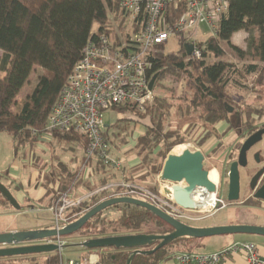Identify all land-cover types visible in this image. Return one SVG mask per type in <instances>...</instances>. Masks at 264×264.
Wrapping results in <instances>:
<instances>
[{"label": "trees", "instance_id": "obj_1", "mask_svg": "<svg viewBox=\"0 0 264 264\" xmlns=\"http://www.w3.org/2000/svg\"><path fill=\"white\" fill-rule=\"evenodd\" d=\"M119 1L0 0V130L11 134L15 153L26 145L34 148L44 134L47 116L58 93L81 58L88 39L92 36L95 38L92 35L94 26L98 34L118 38L113 22L121 14ZM182 12L183 8L169 6L168 20L174 22ZM241 30L247 33L245 50L230 41L233 34ZM189 34L179 35L181 48L178 52L165 53L161 45L151 57L150 73H158L152 92L161 80L167 79L174 84L168 90L170 95L153 94L152 103L143 114L117 119L111 126L102 128L110 153L111 146L120 151L122 146L127 145L132 127L142 122L143 132L134 138L133 145L123 151L136 157L138 163L128 170L122 165L117 171L119 173H115L116 169L104 165L98 158L83 156L82 166L91 164L95 159L94 172L101 171L111 177L86 184L88 192L97 191L70 211L76 214L73 220L112 196L109 193L111 190L101 189L110 180H125L148 188L146 178L158 174L169 150L176 144L185 143L188 138L180 131L165 127L174 101H180L176 107L183 121L195 119V126L205 131L198 140L199 145H203L216 132V123L227 122L229 130L230 117L228 106L225 105L229 102L226 82L228 72L235 67L222 59L209 63L206 61L209 55L219 58L225 54L222 43H227L235 50L240 59L250 60L244 66V72L256 74L257 83L264 82V0H229L227 11L220 16L214 35L204 42H197L201 52L199 59L182 56L184 43L191 40ZM35 69L38 72H35L33 87L22 100L17 101V95ZM185 78L189 92L180 97L176 95L175 87L180 79ZM115 107L119 112L124 108L113 106L112 109ZM109 127L112 128L110 131ZM49 137V144L62 141L79 144L83 149L87 145L85 136L72 131H53ZM156 158L161 161L157 162ZM57 166L66 173L69 183L61 186L60 192L71 190L81 178L80 171L69 172L62 162H58ZM0 201L10 205L1 194ZM171 231L170 225L148 209L131 203H117L95 214L72 235L84 240L123 234H167ZM202 239L176 238L152 254L134 255L130 264H158L170 258L174 251H195L200 246V243L195 242ZM156 243L158 241L145 248L150 249ZM99 250L100 264H125L131 252V249L115 247ZM56 259L57 256L53 255L47 262L51 264Z\"/></svg>", "mask_w": 264, "mask_h": 264}, {"label": "built area", "instance_id": "obj_2", "mask_svg": "<svg viewBox=\"0 0 264 264\" xmlns=\"http://www.w3.org/2000/svg\"><path fill=\"white\" fill-rule=\"evenodd\" d=\"M228 3L229 0H120L122 16H127L128 20L126 31L117 30L118 38L98 34L96 29L92 31L95 38L92 36L88 39L81 58L58 93L42 136L49 137L53 131H72L83 135L87 140L84 150L86 158H98L104 165L119 170L122 160L110 155L101 132L105 126V110L119 105L144 110L153 100L148 82L152 76L151 57L158 46L164 45L171 35L179 39L180 34H188L199 24L215 29L220 16L227 11ZM169 6L183 8L174 22L168 20ZM122 26H125L124 23ZM135 27L137 30H134ZM186 43L193 45L186 57L199 59L201 52L197 41L191 39ZM110 187L115 188L110 197L131 196L148 201L187 224L202 220L228 204L226 198L218 193V187L214 192L196 187L192 195L196 206L192 209L180 207L162 191L156 192L129 181L121 180L101 189ZM93 193L73 196L68 191L60 192L49 206L51 228L59 230L73 221L76 214L70 211ZM41 242L57 244L59 258L52 264H88L81 260L62 259L65 246L63 237L45 238ZM233 254L241 255L247 264H264L256 243L248 240L235 241L210 253L183 251L176 258L180 264H223Z\"/></svg>", "mask_w": 264, "mask_h": 264}, {"label": "rangeland", "instance_id": "obj_3", "mask_svg": "<svg viewBox=\"0 0 264 264\" xmlns=\"http://www.w3.org/2000/svg\"><path fill=\"white\" fill-rule=\"evenodd\" d=\"M127 16H122V13L118 15V17L113 22V25L116 30H120L121 28L126 31L128 20ZM113 20V19H112ZM124 23V27L122 24ZM127 24V25H126ZM96 26H94L93 31ZM215 29L208 27L205 24L197 25L193 31H190L189 37L191 39H195L198 43L206 41L210 36L214 35ZM246 39L247 33L243 30L238 31L233 34L231 37V43L242 50L246 49ZM222 47L225 50V54L222 57L216 58L213 55H209L206 58V61L213 62L219 59L232 63L235 67L231 72L227 74V82H226V92L229 97V102H226L228 106H232L233 110L229 112L230 117V128L229 130L222 135L220 132H213V134L204 142L203 145L198 144V140L205 134V131L197 126H195V119L183 121L179 113L177 111L176 105L180 103V101H174V106L171 108L170 116L168 117L167 122L165 123L166 129H175L180 131V134H186L187 141L185 143L174 145L168 152L172 153V150H176L177 147H181V145H185V148H189L191 150L200 149L204 150L205 158L203 161V167L207 170H213L217 176V186L218 193L221 196L226 197L227 193V173L229 170V165L233 160H236L237 153L239 147L245 140L246 136L250 132H252L258 125L264 123V82L257 83L256 82V74H246L244 72V66L248 64L250 60H242L238 57L235 50H233L227 43H222ZM180 40L178 36L171 35L169 36L167 42L163 45V51L165 53H175L180 50ZM2 51L0 50V55ZM237 69V70H236ZM35 72L32 71L30 74V82L24 87V90L21 92L19 96V100L26 95L27 92L31 90L33 87V83L35 82ZM171 80V79H170ZM173 83H170L169 80L164 79L161 80L160 83L156 86L153 91V94L157 95H170L168 94V90L173 87ZM176 95L182 97L185 93L189 92L188 86L186 84V78L180 79L176 85ZM151 103L147 106H150ZM119 107H124L121 111H117L118 108H109L104 112V125L111 126L114 124L117 119L125 118V117H138L140 114H143L146 110H139L131 105H119ZM128 108V109H127ZM13 109V108H12ZM144 123L147 121H143ZM194 125V127H193ZM136 127H132V131L129 136V142L127 145L121 147L120 151H116L114 147H110V155L114 158H118L120 160L130 157V154H124L123 151L128 149L131 145L134 144V138L138 135V131H143L142 122H139ZM198 128V129H197ZM112 128L109 127V131ZM46 136V135H45ZM46 138H49L46 136ZM25 148L21 147L20 151H23ZM256 148L254 147L248 153L249 160L248 164L245 168H240V199L237 202H228L227 206L216 210L212 215L199 220L190 222L193 226H207L213 223L216 224H241V225H261L264 226V201H257L253 198H248L250 194L247 181L250 176V172L248 171V167L252 168L254 166V162L252 160V152ZM85 150V149H84ZM78 146L73 144H68L62 141L53 143H38L36 149L32 153L33 156H30L33 161L34 157H37L41 162L47 164V166H52L55 163V160L61 159L63 161L68 162L71 166L75 167L81 163V157L85 152ZM119 152V153H118ZM21 152H18L17 160L20 161L19 156ZM13 148H12V136L9 132L0 130V167H7V163L13 159ZM72 158L73 160H69ZM153 159H155L153 157ZM157 162L161 161L160 158H156ZM138 160V159H137ZM123 161V160H122ZM164 162V161H163ZM163 164V163H162ZM23 164L19 162V167L21 172L25 169L29 172V167L26 166L21 169ZM89 165L83 166V173H87V169ZM115 170V169H114ZM90 171V170H89ZM88 171V174H89ZM118 170H115V173ZM154 175V174H151ZM149 175V176H151ZM159 175V173L157 174ZM151 179L149 180L148 189L153 191H158L155 188V185L152 184ZM0 181L3 184H7L3 175L0 173ZM146 183L148 181L146 180ZM184 183V182H183ZM52 202H50L51 204ZM50 206V205H49ZM26 208V209H25ZM49 209V208H48ZM27 207L25 205L22 206L19 216H15L8 214L1 216L0 215V229H5L6 227L12 226H32V225H44L47 228H51L52 224V216L50 211L41 208L37 211H26ZM24 211V212H23ZM216 237H260V235L255 234H226V235H218L203 238L202 240H197L195 243H200L205 239H210V241L204 245H200L199 248H196L194 252H208L212 249L217 248V246L222 241L220 238ZM66 245L62 251V258L67 259L66 257H78L85 250L84 247H80L77 245L78 237L76 235H68L63 237ZM35 257H40L36 264H45L44 260H40L42 257L47 255V252L35 253L33 254ZM6 258H0V262ZM76 260V259H74ZM23 264L27 263L26 259L22 260ZM2 263V262H1ZM18 263V262H17Z\"/></svg>", "mask_w": 264, "mask_h": 264}, {"label": "water", "instance_id": "obj_4", "mask_svg": "<svg viewBox=\"0 0 264 264\" xmlns=\"http://www.w3.org/2000/svg\"><path fill=\"white\" fill-rule=\"evenodd\" d=\"M193 45L184 43L182 56L186 57L191 53ZM158 73H154L148 82V88L153 89ZM228 106L227 104H225ZM228 112L233 110L228 106ZM264 133V128L250 134L241 144L237 159L229 165L227 173L228 187L226 200L237 202L240 199V172L239 167L247 164V151L259 141ZM264 142V141H263ZM205 155L202 150H191L185 148L180 155L169 153L162 164L158 179L162 185L163 194L172 202L182 208L192 209L196 206L193 200V191L196 187H204L209 192L217 190V184L208 177V170L203 167ZM264 172L260 169L250 180L249 189L253 191V197L264 201V181L256 187L258 177ZM184 182V183H183ZM0 194L15 209L20 210V204L11 191L0 181ZM117 203H131L139 205L151 211L158 218L166 222L173 229L167 234H123L103 237H94L82 240L79 245L86 249H100L104 247H115L131 249L125 264H130L136 254L149 255L157 249L171 243L179 237L206 238L211 236L226 234H255L264 236V226L261 225H241V224H217L211 226H193L179 221L164 212L156 205L131 196L108 197L96 205L92 206L77 219L66 224L63 228H39L0 232V258L29 255L41 252H53L58 249L55 243H42L45 238L65 237L77 232L95 214L101 210ZM154 247L147 249L148 245Z\"/></svg>", "mask_w": 264, "mask_h": 264}, {"label": "crops", "instance_id": "obj_5", "mask_svg": "<svg viewBox=\"0 0 264 264\" xmlns=\"http://www.w3.org/2000/svg\"><path fill=\"white\" fill-rule=\"evenodd\" d=\"M34 72L37 73L38 70L35 69ZM36 73H35V76H36ZM28 82H30V77L28 79ZM27 83L20 90L19 94L16 97V100H19V96H20L21 92L24 90V87L27 85ZM33 85H34V83H33ZM227 126H228L227 122L220 121V122L215 124V130H216V132H220L222 135H224V133L227 132ZM142 132L138 131V135L141 134ZM50 140H51L50 137L46 138V136H42V137H40L39 141L35 144L34 148H29L26 145L24 147L25 149L23 151H20V149H19L18 152H21V155L19 156V159H20L19 162H21V164H23L22 165L23 167H21V169L26 167V166H28L30 169L29 172H27L25 169H23V171L21 172L20 167H19V162L17 160L18 152L15 153V151H14L13 139H12V148H13V155H14L13 159L7 163V167H0V173L3 175V177L7 183L4 185L8 186L11 193L14 195V197L16 198L18 203L20 204L21 208L23 205H25L27 207L26 211H37V210H40L41 208H44V209L49 211L48 208H49L50 202H52V200L60 193V191L62 190L61 186L69 185L66 173L64 171H61L60 168H58V166H57L58 162H62L63 164H65L66 169L69 172H74L76 170L80 171L81 178H80V180H77L78 183L76 185H74V187L71 190H69V189L66 190L73 196L85 195L88 193H92V192H88L87 187H86L87 183L92 184V183L97 182L101 178L108 179L109 177H111L110 174H107V173L103 174V173H101V171L94 172V169H92V168H93V165L95 164V159H93L91 161V164H89V167H88L89 168L88 171L90 170L89 174H88V171H87V173H83L84 169L82 166V159H83L84 154L81 157V163L75 167L71 166V164H68V162L63 161V160L58 159V158H57V160H55V163L52 166H47V164H44V162L40 163V160L37 157H34L33 161H32L31 158H29V157L33 156L32 153L36 149L37 144L38 143H42V144L48 143ZM52 143H53V141H52ZM73 145L81 148L83 150L82 152L84 153V149L79 144H73ZM202 151L205 154L204 150H202ZM69 160L72 161L73 159L69 158ZM122 160H123L122 165L125 166L127 170L138 163L137 158L134 156H130V157H127V158L122 159ZM151 176H152V180H151L152 184H154L158 190L162 191V185H161L160 180L158 179V175L154 174ZM151 176H148L146 178V180L148 181V183H146L148 185V187H151L149 185L150 184L149 180L151 179ZM153 177H154V179H153ZM116 178H119V176L116 175ZM115 182H119V181L118 180H110L105 185L115 183ZM106 189L111 190V191H109V193L112 194V193H114L113 190L115 188L110 187V188H106ZM93 192H96V191H93ZM21 208H20V210H21ZM20 210H15L11 205H5L0 201V215L1 216L11 214V215H13L12 218L15 216L17 217L20 215V213H22V211H20ZM211 225H217V224L213 223V224H210L207 226H211ZM39 228H47V227H45L44 225H40V224L32 225V226H26V227L17 226V225L12 226L11 225L10 227H6L5 229L4 228L0 229V232L27 230V229H39ZM216 238H220L222 240L220 242V244L217 246V248L212 249L208 252H200V253L214 252V251L222 249L223 247H225V246H227V245H229L235 241L248 240V241H253L256 243L257 250H258L260 257L264 258V236L241 237V238L240 237H238V238L216 237ZM81 241L82 240L79 238L77 245H79V243ZM209 241H210V239H205V240L200 242V245H204V244L208 243ZM65 245H66V243H65ZM80 247H82V246H80ZM181 252H183V251H180V250L174 251V253H172L170 258H168L164 261H161L158 264H180L178 259L176 258V255L181 253ZM53 255L57 256L56 261L53 262V263H55L58 261V258H59L57 250H55L53 252H47V255H45V257H42L40 260H44L45 264H48V262H47L48 258L53 256ZM3 258H6V259L1 261L2 263L0 262V264H23L22 263L23 259H26L27 263H29V264H36V261H38L40 257H35V255L29 254V255H20V256L3 257ZM66 258L67 259H76V260L86 261V262H88V264L100 263V250L99 249H92L91 250V249L85 248V250L80 254V256H78L76 258L68 256ZM63 260H66V259H63ZM223 264H247V263L241 255L233 254V255L228 256L225 259V261L223 262Z\"/></svg>", "mask_w": 264, "mask_h": 264}, {"label": "flooded vegetation", "instance_id": "obj_6", "mask_svg": "<svg viewBox=\"0 0 264 264\" xmlns=\"http://www.w3.org/2000/svg\"><path fill=\"white\" fill-rule=\"evenodd\" d=\"M264 128V123L263 124H260V125H258L252 132H250L249 134H248V136L250 135V134H252L253 132H255V131H257V130H259V129H263ZM248 136H246V138L248 137ZM245 138V139H246ZM264 133L262 134V137H261V139L259 140V141H257L256 143H254L251 147H250V149L247 151V164H248V160H249V156H248V153L251 151V149H253L254 147L256 148L253 152H252V154H251V156H252V160H253V162H254V166L252 167V168H250V167H248V171L250 172V176H249V179H248V181H247V184H248V188H249V182H250V180H251V178L260 170V169H264ZM241 147V146H240ZM240 147H239V149H240ZM238 152H239V150H238ZM237 156H238V153H237ZM236 159H237V157H236ZM234 161V160H233ZM247 164H246V166H247ZM246 166H244V167H239V169L240 168H245ZM263 181H264V172L258 177V179H257V181H256V187H259L262 183H263ZM227 187H228V177H227ZM218 188H219V186H218ZM249 191H250V194L248 195V197L246 198V199H248V198H253V199H255V200H257V201H259V202H261V201H263V200H260V199H257V198H254L253 197V191H251L250 189H249ZM226 198V197H225Z\"/></svg>", "mask_w": 264, "mask_h": 264}, {"label": "bare ground", "instance_id": "obj_7", "mask_svg": "<svg viewBox=\"0 0 264 264\" xmlns=\"http://www.w3.org/2000/svg\"><path fill=\"white\" fill-rule=\"evenodd\" d=\"M184 149H185V145H181V147L180 146L177 147L176 150H172V154L180 155ZM208 177L214 183H217L218 179H217L216 173L213 170H208ZM195 199H197V198H195Z\"/></svg>", "mask_w": 264, "mask_h": 264}]
</instances>
